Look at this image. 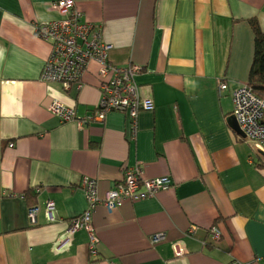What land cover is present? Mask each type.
I'll return each instance as SVG.
<instances>
[{
	"label": "crops",
	"instance_id": "0c3cea01",
	"mask_svg": "<svg viewBox=\"0 0 264 264\" xmlns=\"http://www.w3.org/2000/svg\"><path fill=\"white\" fill-rule=\"evenodd\" d=\"M55 1L0 0V264H264V153L231 114L253 56L248 19L264 30V0H74L102 24L111 63L142 67L136 82L154 108L138 113L135 140L122 112L79 125L48 110L57 99L85 117L99 99L94 64L79 90L40 78L50 45L35 24L60 19ZM136 164L170 187L112 210L96 204L97 255L85 229L63 241L87 206L82 177L103 196ZM29 206L40 209L33 222Z\"/></svg>",
	"mask_w": 264,
	"mask_h": 264
},
{
	"label": "built area",
	"instance_id": "2783aa9c",
	"mask_svg": "<svg viewBox=\"0 0 264 264\" xmlns=\"http://www.w3.org/2000/svg\"><path fill=\"white\" fill-rule=\"evenodd\" d=\"M54 5L61 16L60 19L35 24L37 36L50 45L40 78L48 82H58L64 88L74 85L76 89H80L84 84L83 76L86 70L90 64H94L99 99L95 113L85 117H76L73 108L57 99L49 103L48 110L62 123L76 120L79 125L103 119L112 111L122 112L127 115L129 140H135L138 113L152 111L154 108L151 98L141 96L140 87L136 82V76L142 67L137 64L118 66L111 63L108 52L112 46L102 40V24L85 20L76 9L74 0H56ZM218 87L219 90L226 89L227 82L219 81ZM232 109V116L239 130L253 143L254 149L264 153V99L257 96L247 83H242L232 91ZM143 173V168L138 164L127 166L123 179L103 196L98 194L96 179L82 177L80 187L87 206L69 221L63 241L68 242L74 232L85 229L88 231L89 254L97 255L98 239L91 228V214L96 204L112 210L124 202L147 199L170 187L171 181L167 175L147 178ZM34 189L35 192L40 191V187ZM39 210L37 206H29L27 217L31 222L35 221ZM44 215L47 221L55 220V207L51 200L45 203ZM212 235L216 239L218 232L214 230ZM161 238L162 233L151 236L153 242Z\"/></svg>",
	"mask_w": 264,
	"mask_h": 264
},
{
	"label": "trees",
	"instance_id": "16d2710c",
	"mask_svg": "<svg viewBox=\"0 0 264 264\" xmlns=\"http://www.w3.org/2000/svg\"><path fill=\"white\" fill-rule=\"evenodd\" d=\"M248 22L253 32L254 50H253V56H252V60L249 66L248 74H247L246 83L257 96L264 99V30H261L257 22V19L255 17L249 18ZM73 86L74 85H71L70 87L72 88ZM76 90H79V89H76ZM224 90H219V87H218L217 94L220 95L221 92ZM67 106L72 108V106H69V105ZM232 113H233V109H231V114ZM9 146H11V144H9ZM24 197L26 198L27 202L30 205H33L35 203V195L33 194L32 190H28L24 194ZM211 239L214 240L213 237ZM208 247H212V245H208Z\"/></svg>",
	"mask_w": 264,
	"mask_h": 264
},
{
	"label": "water",
	"instance_id": "95a60500",
	"mask_svg": "<svg viewBox=\"0 0 264 264\" xmlns=\"http://www.w3.org/2000/svg\"><path fill=\"white\" fill-rule=\"evenodd\" d=\"M232 118H233V117H232ZM233 120H234V122H235V124L233 123V126H235V127L237 128V130L239 131L238 125H237V123H236V121H235L234 118H233Z\"/></svg>",
	"mask_w": 264,
	"mask_h": 264
},
{
	"label": "rangeland",
	"instance_id": "374dc122",
	"mask_svg": "<svg viewBox=\"0 0 264 264\" xmlns=\"http://www.w3.org/2000/svg\"><path fill=\"white\" fill-rule=\"evenodd\" d=\"M244 83V82H243ZM246 83V82H245ZM255 153L256 154H260V152H258L256 149H254Z\"/></svg>",
	"mask_w": 264,
	"mask_h": 264
}]
</instances>
